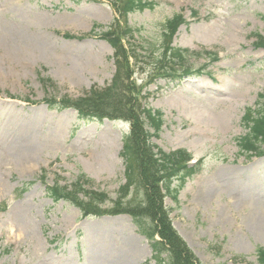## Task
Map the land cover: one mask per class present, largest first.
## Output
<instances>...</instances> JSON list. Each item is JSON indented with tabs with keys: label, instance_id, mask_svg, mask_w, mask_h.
Segmentation results:
<instances>
[{
	"label": "rangeland",
	"instance_id": "374dc122",
	"mask_svg": "<svg viewBox=\"0 0 264 264\" xmlns=\"http://www.w3.org/2000/svg\"><path fill=\"white\" fill-rule=\"evenodd\" d=\"M145 1L154 8L130 14L128 25L142 56L133 79L162 115L151 141L201 161L198 173L171 184L164 205L172 226L201 264H255L264 250V157L239 156L233 139L246 133L244 109L264 91V50L254 45V35L264 36V0ZM113 15L105 2L0 0V264H155L128 216L83 219L45 191L83 175L86 189L112 202L124 184L119 154L129 124L83 122L43 103L109 83L113 50L90 32L105 33ZM177 15L186 23L170 48L219 59H190L191 73L173 78L164 26Z\"/></svg>",
	"mask_w": 264,
	"mask_h": 264
},
{
	"label": "trees",
	"instance_id": "16d2710c",
	"mask_svg": "<svg viewBox=\"0 0 264 264\" xmlns=\"http://www.w3.org/2000/svg\"><path fill=\"white\" fill-rule=\"evenodd\" d=\"M109 3L123 18L130 12L154 7L153 4L142 0H109ZM183 23L182 17L177 15L164 26V46L169 50L168 59L172 60V64L179 65L182 69L189 58L204 57L216 61L217 55L206 50L193 52L170 48L171 38ZM132 33L129 27L120 28L115 21L107 33L100 35L113 49L115 71L108 86L103 89L92 88L83 97L76 99L64 97L59 101L53 98L44 101L49 109L60 111L71 108L77 112L78 118L84 121L107 119L129 122V133L124 138L120 152L124 164L125 184L119 188L117 200L110 209L102 210L101 205L105 204L108 198L103 193L84 189L79 179L73 185L72 192L55 185L47 189L48 194L54 200L63 198L70 201L79 208L83 216L128 215L138 233L149 241L157 264H200L173 229L169 212L163 204L164 198L170 194L172 182L190 177L196 172L199 164L189 167L187 162L190 155L184 150L166 153L151 142V138L161 127V114L145 105L146 98L141 96V90L132 80L134 70L129 58L136 63L139 56L129 44L126 48L122 44V40L131 38ZM255 38L254 45L264 49V36L255 35ZM178 72L172 70L169 76L179 77ZM182 73L187 74L189 70L185 67ZM155 75L159 74L153 76ZM254 107L245 108L241 119L247 130L246 134L234 138L240 156L264 155V92L258 95ZM146 127L151 128L153 133ZM85 181L89 184L88 180ZM79 192H82L85 200L76 196ZM156 236L159 240H156ZM162 255L166 256V261L161 258ZM256 255V264H264V250L258 249Z\"/></svg>",
	"mask_w": 264,
	"mask_h": 264
}]
</instances>
